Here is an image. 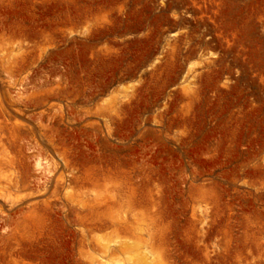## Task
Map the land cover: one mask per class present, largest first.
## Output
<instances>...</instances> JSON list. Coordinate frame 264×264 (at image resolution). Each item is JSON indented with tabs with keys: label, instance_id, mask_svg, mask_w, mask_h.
I'll use <instances>...</instances> for the list:
<instances>
[{
	"label": "rangeland",
	"instance_id": "374dc122",
	"mask_svg": "<svg viewBox=\"0 0 264 264\" xmlns=\"http://www.w3.org/2000/svg\"><path fill=\"white\" fill-rule=\"evenodd\" d=\"M0 264H264V0H0Z\"/></svg>",
	"mask_w": 264,
	"mask_h": 264
}]
</instances>
